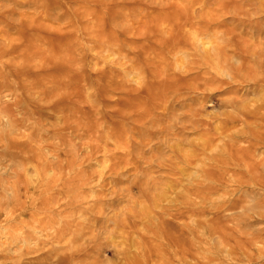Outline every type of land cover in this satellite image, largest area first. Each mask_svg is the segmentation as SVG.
I'll list each match as a JSON object with an SVG mask.
<instances>
[{
    "label": "rangeland",
    "instance_id": "rangeland-1",
    "mask_svg": "<svg viewBox=\"0 0 264 264\" xmlns=\"http://www.w3.org/2000/svg\"><path fill=\"white\" fill-rule=\"evenodd\" d=\"M84 7L121 49H88ZM65 35L60 90L7 67ZM0 137V264L260 263L237 241L264 222V0H0Z\"/></svg>",
    "mask_w": 264,
    "mask_h": 264
},
{
    "label": "bare ground",
    "instance_id": "bare-ground-1",
    "mask_svg": "<svg viewBox=\"0 0 264 264\" xmlns=\"http://www.w3.org/2000/svg\"><path fill=\"white\" fill-rule=\"evenodd\" d=\"M78 1V0H77ZM93 2V4H96V0H90ZM83 5V2H81ZM43 6L46 8V12L50 13L51 7L53 6L52 3L43 2ZM50 6V7H48ZM178 10V11H177ZM175 12L171 13L170 17L176 21L180 16H185V18L189 15L188 9L187 8H181L177 9ZM96 11L92 9H87L84 7L83 13H80L79 11L74 12V16L70 18V23L74 28L77 26L81 29L84 28V24L82 22L83 19L90 17L92 15V26H87L83 29V32L85 33V38L86 43L85 45L88 47L89 50H93L94 52H98L101 54H105L106 52H109L111 49H115L117 46L121 45L118 43V41L115 39V30L117 28L111 27L110 23L107 26V22L104 19L97 21V16L95 13ZM101 14H103L101 12ZM118 14L119 17H123V22L130 23L131 22V17L127 16L125 13L121 16L120 13H115V15ZM111 15V13H110ZM99 17V16H98ZM111 17V16H110ZM162 17H158L157 19H161ZM38 20L32 19L24 22L25 27L31 26V25H37ZM96 24L98 25H103L107 26V28L103 31L102 29H98L96 27ZM152 24V23H151ZM153 27V26H152ZM97 28V29H96ZM112 29V31H111ZM157 29V28H156ZM155 29V30H156ZM157 31V30H156ZM117 33V31H116ZM164 39H162V45L165 46L168 49H175V41H174V36L173 33H167L165 31H161ZM71 36H61L59 40H51L48 38H43L41 40V45L35 44V41L30 40L27 41V43L22 47L23 49V60L15 63H10L7 67L15 72H25L33 69V67L36 65V57L39 56L42 59V63H51L56 67H59L61 69L60 73L55 75V77H51V79L56 81L55 86L57 89L60 90V85L61 83L65 80V75L66 72L69 70L71 67L70 61L71 59L74 58V52L76 46L73 44L74 41L71 40ZM217 37V36H216ZM119 38V36H118ZM176 38V37H175ZM151 40V38H149ZM77 41V40H76ZM115 41V42H114ZM15 43V42H14ZM11 46V48L14 47V44ZM213 52L208 51L206 48H204L201 52V57L203 60H205L207 63H215V59H217L216 66L218 68H221L223 60L221 59L223 56V49H224V44L221 41H215L213 40ZM41 46H45V49H42ZM176 47V46H175ZM5 50V49H4ZM181 54V53H180ZM105 56V55H104ZM140 57L143 58V54L140 53ZM179 61H184L183 55H178ZM220 59L222 61H220ZM144 60V59H143ZM167 61V60H165ZM182 63H178L176 67H181ZM137 68V67H135ZM137 76L139 77V82L143 81V74L140 73V71L137 69ZM67 77V76H66ZM64 79V80H63ZM104 80V79H102ZM36 81L38 82V85H43L47 80L45 76H37ZM26 87V85H25ZM111 87H114L112 85ZM158 95V94H157ZM155 96V94L151 95ZM160 99L162 97L160 96ZM4 139V137H0L1 139ZM2 139V140H3ZM263 245L261 252H260V257L259 259L262 260L258 264H264V222L260 223L257 227H253L252 229L248 230L247 232L243 231L241 233L240 239L237 241V247L245 249L248 247H255ZM250 261H252L251 258H249Z\"/></svg>",
    "mask_w": 264,
    "mask_h": 264
}]
</instances>
